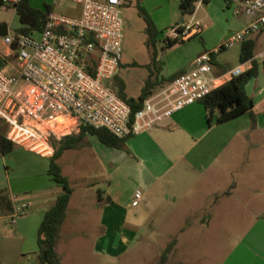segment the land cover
Wrapping results in <instances>:
<instances>
[{
    "label": "rangeland",
    "instance_id": "374dc122",
    "mask_svg": "<svg viewBox=\"0 0 264 264\" xmlns=\"http://www.w3.org/2000/svg\"><path fill=\"white\" fill-rule=\"evenodd\" d=\"M179 1L129 0L120 7L123 28L119 60L121 65L117 73L129 82L127 94L138 96L153 67L159 70L161 66L163 73H174L179 69L189 70L188 59L191 55L212 49L235 31L232 21L237 15H232L230 7L221 9L220 0L195 3L193 16L190 13H181ZM30 2L43 11L49 6L50 11L71 17L78 16L81 8L79 3L67 0ZM139 7L151 18L158 31L153 45L148 41L146 24L139 13ZM180 16L186 22L182 21L183 24L199 21L202 33H194L183 42L178 36L174 44L168 45L164 33L178 22ZM0 22H6L10 34L14 33L13 27L19 21L13 6L0 4ZM194 35L196 36L193 37ZM262 50L264 32L259 36L253 52L259 53ZM6 51L7 46L3 43V37H0V52ZM153 51L157 56L154 64L151 62ZM239 53L240 44L237 43L218 52L216 59L231 69L239 64ZM9 63L15 65L16 58L9 59ZM110 86L113 88L111 84ZM4 127V122L0 120V130H4ZM77 129L68 131L72 133ZM93 138L96 140V137ZM233 144L228 143L227 146ZM71 155V151L66 152L57 161L61 174L67 178L72 188L63 231L56 245L62 264H160V254L172 239L175 243L164 264H229L228 260L237 258L239 243L244 242L245 224L260 219L253 218L250 213L255 206L264 202V168L260 170L263 178H257L258 181L253 185L240 184L230 199L217 197L213 202L208 199L210 191L227 188L224 175L221 177L222 182L211 186L202 183L200 179L191 181L196 178V172H190L192 176H180L179 169L174 167L164 176L152 195L150 194L149 203L143 207L139 205L137 208L140 212L135 217L133 212L128 213V224L125 225L121 238L109 239L104 248L100 241L96 245L97 238L102 235L98 231L97 220L89 212L95 206V198L99 195L105 196L107 182L100 175L101 169L95 167V162L90 163L87 159L71 162ZM46 161L47 158L18 146H14L7 155L0 154V187L3 193L6 196L12 193L18 199L15 204L21 205L28 199L26 191H30L28 193H32L34 199L39 197L37 194L40 191L41 195L49 199L48 203L42 204L43 209L49 208L62 189L54 181L48 186ZM176 173L178 177L175 176ZM96 174L99 176L96 177ZM170 180L173 182L170 183ZM251 194L256 199L249 201L247 197ZM33 197L30 199L34 200ZM35 203L34 200L32 206L23 208L24 214L35 211ZM244 213L247 214L246 217ZM10 215L0 212V264H40L36 245L39 223L35 226L23 225L26 215L15 216L14 223H10Z\"/></svg>",
    "mask_w": 264,
    "mask_h": 264
},
{
    "label": "built area",
    "instance_id": "2783aa9c",
    "mask_svg": "<svg viewBox=\"0 0 264 264\" xmlns=\"http://www.w3.org/2000/svg\"><path fill=\"white\" fill-rule=\"evenodd\" d=\"M21 0H1L15 6ZM56 1V0H54ZM79 3L76 17L48 11L37 36H3L16 64L0 67V120L4 138L42 157L54 151L52 139L86 125L125 137L151 128L162 119L200 101L220 81L241 71L214 73L212 56L249 39L264 27V0H224L233 15L250 22L217 46L198 53L191 67L152 91L131 116L130 106L109 85L120 60L123 21L120 7L129 0H67ZM203 0H197V4ZM199 32L197 21L172 26L167 40H186ZM10 52V53H11ZM141 192L135 190L132 205ZM21 208L11 215V223Z\"/></svg>",
    "mask_w": 264,
    "mask_h": 264
},
{
    "label": "crops",
    "instance_id": "0c3cea01",
    "mask_svg": "<svg viewBox=\"0 0 264 264\" xmlns=\"http://www.w3.org/2000/svg\"><path fill=\"white\" fill-rule=\"evenodd\" d=\"M27 3L33 8L40 9L31 5L30 0H27ZM203 3H210V0H203L200 4ZM220 6L221 9L230 7L224 0H220ZM194 12L195 8L193 13H191L192 16ZM16 16L18 18L17 14ZM236 17L232 21L233 30L241 28L251 20V18L242 13ZM182 21H184L183 18ZM197 22L200 23L199 21ZM2 23L6 24V35H14V33L10 34L7 23ZM179 24H183V22ZM23 26H26V24H22L19 21V24L13 28L15 30ZM172 26H175V24ZM40 30H31L27 34L37 36ZM263 32L264 27L249 38L255 43L253 51L257 45L259 36ZM200 33H202V30L199 28L197 35ZM9 52L8 48L6 52H0V59L5 58L6 60V63H2L3 66L10 64L8 60ZM197 54L189 57L190 67L193 58ZM252 59L258 63V72L256 77L250 79L245 85V91L253 102L250 112L240 113L219 123L208 124L205 109L202 103L198 101L182 108L170 117L162 119L151 128L128 136L122 148L106 146L95 135L85 132L75 143L74 147L64 149L61 152L57 161L62 158L64 153L71 151L72 155L69 159L71 162L75 160L81 161L82 159H87L90 163L92 161L95 162V167L97 168L98 166L101 169L100 175L104 176L107 182L105 196L99 195L95 198V206L90 208L89 212L97 220L98 231L102 235L100 238H97L96 245L100 241V244L105 248L109 239L121 238L124 227L128 224V213L133 212V217H135L140 212L137 207L139 205L143 207L149 203L153 191L159 186L164 176L174 167L179 169L180 176L188 177L192 176L190 172H196V178H193L191 181H198L200 179L199 181H202V183L211 186L220 183L221 177L224 175L226 177L227 188L210 191L208 199L213 200V202L218 199L217 197H222L225 200L230 199L240 184L251 186L255 181H258L257 178H263L261 171L264 168V71L261 61L264 59V50L259 53L253 52ZM214 62L215 73L223 65L218 62L216 55ZM250 64V60H247L237 64L233 68L237 67L240 71H243L249 68ZM179 71L184 72L186 70L179 69L176 72ZM153 72L151 79L156 83L153 91L164 85L167 82V78L173 74L163 73L164 71L161 66L159 70L157 69ZM116 74L119 76L117 72ZM119 77L124 82V92L126 95L128 97H135L126 92L129 88V82L121 76ZM228 78L227 76L223 78L218 85ZM77 133L78 129L72 133L66 131L59 137L53 138V147L64 136H72L74 138ZM93 136L96 137V140ZM67 142L71 143L72 138H69ZM228 143L234 144L227 146ZM74 152L76 154H73ZM81 156L85 157L82 158ZM237 157H239L238 161ZM43 158H47L45 169L47 173L49 157ZM95 176L97 177L99 174ZM175 176L178 177L179 175L176 173ZM47 177L49 179V186L53 180L48 173ZM169 182L172 183L173 181L170 180ZM12 187L16 188L15 186ZM0 190H2L1 187ZM135 190H140L141 197L138 204L132 206L131 202ZM26 192L28 199L26 203L23 202L21 205L15 204L18 199L12 193L7 196L13 208L9 215H12L15 209L20 207L21 212L16 214V216L26 215L23 225L35 226L40 223L45 211L42 204L48 203L49 199L41 195L40 191L37 194L39 196L37 199H34L35 197H33L32 193H28L30 191ZM159 196L158 198H160ZM32 197L36 202L35 211H32L28 215L24 214L23 208L32 206L34 201L30 199ZM247 199L249 201L255 200L256 196L251 194ZM70 201L71 198L66 208V215ZM244 214L246 217L247 214ZM250 214L253 218L260 219H254V221L252 220L245 224L243 227L244 242L239 243L240 247L236 252L237 258L236 260H228L229 264H264V202L259 206H255ZM63 223L60 227L57 244L63 231ZM240 256L245 258H239Z\"/></svg>",
    "mask_w": 264,
    "mask_h": 264
},
{
    "label": "trees",
    "instance_id": "16d2710c",
    "mask_svg": "<svg viewBox=\"0 0 264 264\" xmlns=\"http://www.w3.org/2000/svg\"><path fill=\"white\" fill-rule=\"evenodd\" d=\"M197 0H180L179 7L181 13H193L195 8V3ZM0 4H3L0 0ZM16 14L18 19L22 24L26 26L17 28L14 30V35L27 34L31 30H39L43 27L46 15L49 11V6L45 7V11L36 9L28 5L27 0H21L15 6ZM139 13L145 21L146 27L145 31L148 36V41L150 44H154L155 37L158 33L153 21L147 15V13L139 7ZM175 25H179L178 22ZM172 27V26H171ZM182 40L181 42H183ZM168 45H172L176 42L175 39L167 40ZM253 40H245L241 42L240 53H239V63H243L250 60V67L241 71L237 75H231L227 80L213 88L205 97H203L199 102L202 103L206 112V121L208 124L212 122L219 123L231 117H234L243 112H250L253 106L251 97L245 91L246 83L256 77L258 72V63L252 59ZM14 44L12 45L13 51L10 53L8 60L15 58ZM213 63L215 60V55L212 56ZM154 64L156 62V52H152V60ZM6 63L5 58L0 59V67ZM121 63L119 62L118 68ZM132 65H137L132 63ZM261 65L264 71V59L261 61ZM149 68V64H147ZM157 68L153 67V70L149 72L147 79L144 81L143 86L137 97H128L124 92V82L120 77L115 74L111 79L109 85L113 86L115 93L124 100L131 108L132 114L141 107L143 100L153 91L156 83L152 81L151 77L153 71ZM229 68L222 66L220 69L215 71V74H222L226 72ZM182 71L175 72L167 78V82L173 80ZM4 130H0V153L5 155L13 150L14 145L7 141L3 136ZM85 132L95 135L100 142L109 147L122 148L124 141L128 136L117 137L105 128H93L86 125H80L78 127V133L73 138L72 136H64L54 146V151L48 160L47 173L50 175L51 179L60 185L62 191L59 193L54 200V203L43 212L41 221L37 228L36 234V245H37V260L40 264H62L60 256L56 250L57 238L60 231V227L66 216V208L70 200L72 193V188L70 187L67 178L61 174L60 166L57 163L61 152L64 149L74 147L76 142L80 139L81 135ZM72 138V142L68 143V139ZM53 141V140H52ZM54 145V144H53ZM13 208L7 196L3 193V189L0 190V212L2 214H8L12 212ZM175 240L172 239L160 254V264H164L169 251L172 249Z\"/></svg>",
    "mask_w": 264,
    "mask_h": 264
},
{
    "label": "water",
    "instance_id": "95a60500",
    "mask_svg": "<svg viewBox=\"0 0 264 264\" xmlns=\"http://www.w3.org/2000/svg\"><path fill=\"white\" fill-rule=\"evenodd\" d=\"M178 23H182V16H180ZM7 34V29H6V24L5 23H1L0 24V36H6Z\"/></svg>",
    "mask_w": 264,
    "mask_h": 264
}]
</instances>
